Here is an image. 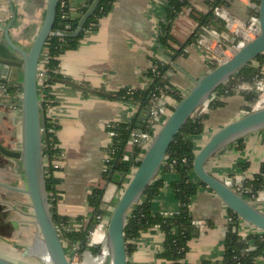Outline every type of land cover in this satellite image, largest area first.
Instances as JSON below:
<instances>
[{
	"label": "crops",
	"instance_id": "crops-1",
	"mask_svg": "<svg viewBox=\"0 0 264 264\" xmlns=\"http://www.w3.org/2000/svg\"><path fill=\"white\" fill-rule=\"evenodd\" d=\"M168 1L113 0L98 27L84 35L76 49L66 50L58 58L56 71L61 77L56 80L67 79L90 91L55 80L43 92L48 96L46 117L58 127L55 134L60 158L55 161L53 172L56 212L68 218L76 232L84 230L92 219L93 208L87 200L94 189L102 191L101 202L105 217L109 218L122 185L129 180V175L122 173L125 177L119 185V172H113L108 179L103 177L105 160L113 143L108 127L125 124L143 130L149 124L148 109L140 102L115 96L121 91H148L153 83L148 72L157 61L169 67L166 73L169 86L183 98L194 80L211 70V64L222 57L227 46L255 37L249 0H230L222 7L229 21H223L220 30L217 23H210L217 35L198 33L196 19L208 14L210 4L216 0H188V8L173 21L167 19ZM85 2L69 1L71 19L78 18L77 9ZM45 6L46 0H0V55L18 58L5 43L4 28H9L13 43L24 50L30 48L42 24ZM164 26L170 28L167 46L160 44ZM261 74L264 77V65ZM12 80L17 83L12 86L0 83V144L17 151L22 136L18 71ZM221 100L220 107L197 111V115L206 118L202 133L192 138L195 154L216 130L243 116L245 106L249 105L240 94ZM161 103L168 110L177 105L176 99L167 94L162 96ZM259 105L264 107V96ZM159 125L161 119L152 131ZM134 148L127 142L125 162H130ZM263 164L264 129H261L217 152L206 162L205 170L221 181L230 177L249 180L259 173ZM192 178L197 180L193 174ZM156 179H160L163 186L151 202L152 211L174 214L179 203L171 183L177 176L172 171H160ZM0 184L9 187L0 186V253L28 258L25 247L37 232L30 201L25 194L10 189L26 188L20 161L0 154ZM254 206L264 213V194ZM189 210L192 220L202 225L195 228L187 243L184 264H223L229 231L242 236L264 233L241 222L236 224L228 209L204 186L191 199ZM40 242L33 249L34 256L42 250L38 248ZM163 242L164 234L158 228L142 233L135 242V250L128 255L127 264H168L160 257ZM257 263L264 264V256L259 257Z\"/></svg>",
	"mask_w": 264,
	"mask_h": 264
},
{
	"label": "water",
	"instance_id": "water-1",
	"mask_svg": "<svg viewBox=\"0 0 264 264\" xmlns=\"http://www.w3.org/2000/svg\"><path fill=\"white\" fill-rule=\"evenodd\" d=\"M100 0H94L87 12L80 18L73 32L53 30L56 10L59 0H46L45 13L40 29L28 50L12 42L9 31L4 28V40L10 51L16 54L11 58L0 55V83L6 86L16 84L12 80L16 72L21 77L18 83L21 87L22 136L19 150H11L0 144V154L7 158L20 161L23 167L26 188L13 189L25 194L31 205L34 225L40 241L44 244L51 264H70L65 248L59 237L50 213L48 193L45 184L42 120L37 75L44 46L51 35L56 37H77L87 19L93 14ZM258 32L255 38L229 59L217 65L216 68L194 80L189 92L177 103L166 117L159 130L153 135L150 144L140 159L139 166L131 173L130 178L121 192L108 218L106 227V242L109 249L110 264H127L128 252L124 230L130 211L141 200L145 189L156 179L166 159V153L175 136L188 120L199 110L214 91L228 82L244 66L264 54V0H259L257 9ZM57 82L68 84L84 91H90L83 86L65 80ZM264 129V107L253 110L230 121L216 130L203 147L195 154L192 162V173L201 186L209 189L221 203L234 215L237 223L247 224L264 232V213L258 210L242 195L236 193L225 183L205 170L206 162L217 152L237 139ZM125 177L117 181L120 185ZM1 187L9 188L4 184ZM93 230V226L90 231ZM26 254H28L26 252ZM12 256L0 253V264H17Z\"/></svg>",
	"mask_w": 264,
	"mask_h": 264
},
{
	"label": "trees",
	"instance_id": "trees-1",
	"mask_svg": "<svg viewBox=\"0 0 264 264\" xmlns=\"http://www.w3.org/2000/svg\"><path fill=\"white\" fill-rule=\"evenodd\" d=\"M70 0H59L53 30H63L66 32H73L76 29V24L80 18L87 12L88 7L94 0H86L85 4L77 9L78 18L71 19ZM230 0H216L210 4L211 10L208 14L201 18H196L198 22L197 31L201 33V29L209 26L210 23H217V29L224 26L223 20L214 14V8H221ZM113 0H100L93 14L87 19L80 34L77 37H56L51 35L44 46V54L41 57L40 63L46 70V80L39 89L41 109L44 113L42 120V146L44 159L45 184L48 193L50 213L52 220L56 226L59 237L67 248L72 247L78 243L83 250L89 249L91 253H97V248L88 247V235L90 228L96 225L97 215L105 216L103 203L101 202L102 191L94 189L92 194L88 197L87 203L93 208V216L89 224L84 230L74 231L70 226V221L66 217L59 216L56 212L55 202V179L53 172L56 170L54 163L60 158V151L57 149L56 131L57 125L51 122L46 117V109L48 103L46 102L48 96H44L43 92L54 84L56 79L61 76L57 73L58 58L66 50L76 49L80 39L90 31H94L99 21L104 18L111 9ZM259 5V0H257ZM188 8V0H169L167 4V19L173 21L180 13ZM251 16L258 17L256 12L251 10ZM220 26V27H219ZM169 26L162 27L163 36L160 38V44L167 46L169 36ZM211 69L217 67L218 64L212 63ZM264 65V54L256 57L253 62L244 66L236 75L233 76L224 85L218 87L214 91V104L210 105V109H215L222 105V100L226 97L240 94L245 101L249 103L245 106L244 113L247 114L253 111L252 105L258 98L257 93L252 89L258 79H263L261 74L262 66ZM156 66V71L152 72L151 68L148 72L153 83L151 88L146 92L140 91H121L115 97H123L132 102H140L145 108L149 109V101L152 96L158 94L157 88H162L164 85L169 86V79L166 76L168 66L161 65L160 62H153L152 66ZM249 86L251 89H242L239 87ZM170 87V86H169ZM166 94L176 99L178 103L182 97L171 88L166 91ZM173 107L167 109V116L172 112ZM167 116H161V121L165 120ZM206 116L197 115V112L188 120L184 127L175 136L174 141L170 145L164 164L161 168V173L164 171H172L177 176V179L171 183V188L174 191L175 198L179 203L177 212L171 215L154 213L151 208L152 200L159 195L163 186L160 179H155L144 191L141 200L130 211L129 217L124 230L125 242L127 245L128 255H131L136 248L135 242L142 233L158 227L164 234L163 251L160 255L168 264H184L183 259L188 250L187 243L193 237L195 226L192 224V217L188 206L191 204V199L197 194L201 187L199 182L192 178V162L195 156L194 145L192 138L199 136L203 131V120ZM157 125V122L149 123L143 131L153 132L154 135L157 130L152 131V127ZM136 129L133 126L125 124H113L108 127V131L115 132L116 136L109 152L112 157L111 168L103 173V177L111 178L113 172L126 173L130 175L139 166L145 149L135 147L133 149L130 162L124 160L125 146L127 144L130 132ZM245 185L251 187L253 194L264 190V164L260 171L252 179L246 180ZM123 189V188H122ZM121 189V191H122ZM121 194V193H120ZM229 214L234 220L235 215L229 211ZM2 224L0 223V228ZM264 256V233L249 234L247 236L239 235L237 232L227 233V246L224 255L223 264H258L259 257Z\"/></svg>",
	"mask_w": 264,
	"mask_h": 264
},
{
	"label": "built area",
	"instance_id": "built-area-1",
	"mask_svg": "<svg viewBox=\"0 0 264 264\" xmlns=\"http://www.w3.org/2000/svg\"><path fill=\"white\" fill-rule=\"evenodd\" d=\"M248 6L251 8V10L255 11L257 14V0H249L248 1ZM214 14L223 19V21H229L228 15L225 13V11L221 8H214ZM253 23V29H255V36L257 35L258 32V27H257V20L258 17L252 16L251 17ZM201 33H212L213 35H217L215 31L210 28L209 26H206L201 29ZM203 37V35L201 36ZM255 38V37H254ZM253 39V38H252ZM252 39L248 40H239L230 46H227L225 48V52L223 53L221 58H218L216 61L217 64H220L227 59H229L234 53H236L238 50H240L244 44ZM44 54V53H43ZM42 54V56H43ZM151 71L155 72L156 71V66L151 67ZM37 80H38V90H39V98L40 95L42 94L41 90L39 89V84L40 87L43 85L42 83L45 82L46 80V70L43 68V66L40 63L39 66V72L37 75ZM242 89H251L249 86H242L239 87ZM5 90V87L3 88ZM170 87L168 85H164L162 88L158 87L157 92L158 94H155L152 96L151 100L149 101V123L151 124L152 122L155 121V123H159V120L161 116H167V109L163 104L161 103L162 96L166 94V91H169ZM252 89L257 93L258 98L255 101V103L252 105L253 110L260 109L262 108L259 105V100L263 98L264 96V80L263 79H258ZM216 97L214 96V93L207 99L206 102L203 103V105L199 108L201 109L202 112H207L210 110V105L214 104L217 100L215 99ZM245 114V113H244ZM166 118V117H165ZM164 120L161 121L163 123ZM112 126V125H111ZM109 126V127H111ZM155 126V125H154ZM153 126V127H154ZM152 127V128H153ZM153 132H146L143 130L139 129H133L129 136H128V144H130L133 147H138L142 149H147L148 145L150 144L152 140V135ZM109 135L111 136V139L115 138L116 134L113 131H109ZM127 149V148H126ZM112 162V157L109 152V156L105 160V167L103 169V173L107 172L109 168L111 167ZM226 186L231 188L233 191L236 193L242 195L244 198H246L249 202H255L258 200L263 194L264 190L259 191L257 194H253L251 191V187L245 185L246 180L243 178H238V177H230L226 178L224 181ZM190 208V205L188 206ZM165 215H171V214H165ZM97 223L96 225L93 226V230L89 231L88 235V243L87 246L90 248H97L98 252L97 253H91L89 249L83 250L80 248L78 243H75L72 247L68 248L71 252L70 258L68 259L70 264H110V258H109V249L107 246L106 242V227H107V222L108 218L102 215H97L96 216ZM192 224L195 227H199L202 225V222H195L192 221ZM158 228V227H155ZM159 229V228H158ZM64 248H67L64 245Z\"/></svg>",
	"mask_w": 264,
	"mask_h": 264
},
{
	"label": "rangeland",
	"instance_id": "rangeland-1",
	"mask_svg": "<svg viewBox=\"0 0 264 264\" xmlns=\"http://www.w3.org/2000/svg\"><path fill=\"white\" fill-rule=\"evenodd\" d=\"M129 177V176H128ZM128 181H125L124 184L122 185V188L124 189V187L126 186ZM122 189V191H123ZM121 191V192H122ZM254 205V202H251ZM40 241L39 236H38V232H36V236L35 238L26 245L25 247V251L28 253L26 255H28V258H12L11 260L14 259L15 263L17 264H42L39 260H41L44 264H50L48 258H47V254L46 252L42 249L37 251L34 256L33 254V249L36 246L37 242ZM65 253L67 258H70V250L68 248H65Z\"/></svg>",
	"mask_w": 264,
	"mask_h": 264
},
{
	"label": "bare ground",
	"instance_id": "bare-ground-1",
	"mask_svg": "<svg viewBox=\"0 0 264 264\" xmlns=\"http://www.w3.org/2000/svg\"><path fill=\"white\" fill-rule=\"evenodd\" d=\"M38 248H41V249H43V250L46 252L45 246H44V244H43L42 242H40ZM46 254H47V252H46ZM47 258H48V260H49V262H50V264H51V261H50V259H49L48 254H47Z\"/></svg>",
	"mask_w": 264,
	"mask_h": 264
}]
</instances>
